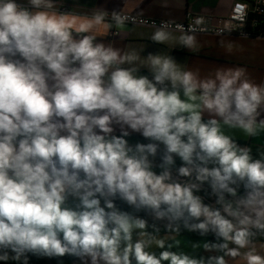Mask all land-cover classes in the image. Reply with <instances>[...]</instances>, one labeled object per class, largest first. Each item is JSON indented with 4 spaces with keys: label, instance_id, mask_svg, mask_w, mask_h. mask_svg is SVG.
<instances>
[{
    "label": "clouds",
    "instance_id": "clouds-1",
    "mask_svg": "<svg viewBox=\"0 0 264 264\" xmlns=\"http://www.w3.org/2000/svg\"><path fill=\"white\" fill-rule=\"evenodd\" d=\"M28 5L0 0V261L28 264L30 253L68 254L91 264H229L226 258L264 264L252 231L264 230V160L253 159L221 128L249 136L264 131V85L239 67L201 79L172 56L152 53L149 79L136 67H121L140 59L135 50L97 42L99 26L105 35L112 28L105 9L80 16L51 11L54 0ZM127 20L111 13L118 27ZM202 23L197 18L178 38L162 23L151 39H176L192 49ZM113 125L121 136L113 135ZM125 129L165 146L160 174L149 159L158 144L132 147ZM173 154L183 161L178 174H194L198 183L169 182ZM204 182L220 208L194 194ZM237 184L245 196L226 203L224 194L235 196ZM117 195L167 220L169 231L179 232L183 222L189 231L214 233L220 242L206 243L205 250L223 255L196 259L167 250L164 238L146 231L145 219L118 210L111 199L102 206L98 198ZM153 243L162 249L158 255L148 250Z\"/></svg>",
    "mask_w": 264,
    "mask_h": 264
},
{
    "label": "crops",
    "instance_id": "crops-1",
    "mask_svg": "<svg viewBox=\"0 0 264 264\" xmlns=\"http://www.w3.org/2000/svg\"><path fill=\"white\" fill-rule=\"evenodd\" d=\"M28 4V0H17ZM240 0H54V9L59 13L61 8H67L69 13L80 16L91 15L92 11L97 8H103L111 14L113 11L128 13L136 16H142L151 20H161L170 22H182L187 14L213 15L215 17H226L233 4ZM156 29H150L137 26H116L112 28L107 35L104 34L103 25L95 30L97 42H103L106 45L111 44L113 47L124 52H135L140 59L133 65L124 64L121 67H136L139 75L148 76L152 79V74L147 66V56L149 53L170 55L172 56L182 70H191L197 73L201 79L214 77L218 69L244 68L246 78L251 82L264 85V38L244 39L237 36H196V47L189 49L180 45L176 39L169 40L166 43H156L151 39ZM118 31L117 38H110L109 33ZM174 38L181 34L172 32ZM260 119H264V113ZM209 119L208 114H204V120ZM113 135L121 136L123 134L119 125H113ZM225 135L232 138L236 143L244 144L241 147L255 148L264 150V131H259L255 136L245 134L241 129L231 128L221 125ZM129 135L144 137L141 133L125 129ZM157 143L158 151L155 157L150 156L152 170H160L163 163L162 157L165 153V146L158 141L151 139L142 144ZM174 162H183L176 154H173ZM212 167L213 165H209ZM209 183V182H207ZM210 184V183H209ZM240 184L233 187L239 188ZM210 187V186H209ZM203 194H207L202 192ZM204 200V199H203ZM68 201L70 199L68 198ZM205 201V200H204ZM206 202V201H205ZM157 228L147 223L146 231L156 238H164L167 250L177 253H185L190 257L199 259L209 255H223L220 252H208L205 250L206 243L220 242L214 233L209 232L206 235L197 236L196 231L180 230L179 232H157ZM133 238L136 239L134 233ZM255 248L261 254H264V239L260 236H253ZM233 246L234 245H230ZM149 251L157 255L162 249L152 244ZM29 255V254H28ZM28 259L35 260L40 264H91L90 259H81L73 255H64L63 257H46L32 255ZM229 264H245V262L236 258H226ZM135 264V262H133ZM167 264V262H165Z\"/></svg>",
    "mask_w": 264,
    "mask_h": 264
},
{
    "label": "built area",
    "instance_id": "built-area-1",
    "mask_svg": "<svg viewBox=\"0 0 264 264\" xmlns=\"http://www.w3.org/2000/svg\"><path fill=\"white\" fill-rule=\"evenodd\" d=\"M25 7H30L28 4L17 1ZM59 13H69L67 8H61ZM128 16V20L124 25L145 27L150 29L159 28L162 23H168L172 32L182 34L187 32L190 26L194 25L197 18L202 19L203 23L196 26L195 35L209 36H237L244 39L249 38H264V0H240L233 4L229 14L226 17H215L213 15H197L187 14L182 22H170L161 20H151L142 16H136L128 13H121ZM108 22L111 21L109 14ZM179 26V28L177 27ZM203 29V30H201ZM192 34V33H189ZM118 31L109 33L110 38H117ZM175 171V170H173ZM195 178V175L187 178L182 184L190 183L189 180Z\"/></svg>",
    "mask_w": 264,
    "mask_h": 264
},
{
    "label": "trees",
    "instance_id": "trees-1",
    "mask_svg": "<svg viewBox=\"0 0 264 264\" xmlns=\"http://www.w3.org/2000/svg\"><path fill=\"white\" fill-rule=\"evenodd\" d=\"M127 141L128 144L132 147H135L136 144H142L143 142H147L150 140V138H145V137H140V136H133V135H128L126 137H124ZM236 144L238 146H243L244 144L238 143L236 142ZM249 148V147H248ZM250 149V155L252 156L253 159H261L264 160V150H259V149H255V148H249ZM183 166V162H174V165L171 167V171L179 169V167ZM156 171H163V168L161 167L160 170H155ZM246 194V189L244 187L243 184L239 185V188H236V194L235 196L231 195V194H224L225 197V201L227 202H232L235 199H240L243 196H245ZM204 196H207L208 198H210V195L207 194H203L202 197L204 198ZM71 198V196L69 197ZM101 199V205H104V200L105 198L102 197H98ZM205 199V198H204ZM113 201V203L115 204L116 208L120 211L123 212H127L132 214L133 216L145 219L147 221V223H149L150 225H153L157 228V232H162V233H167V232H173V231H169L167 229V220H156L154 219V217L152 216V214H150L147 211L144 210H140L137 211L135 208H133L132 206H129L125 201L121 200L120 198H116V199H111ZM70 206H75L76 201L74 200V198H72V200L68 201ZM195 222V221H193ZM186 228L183 226V222H181L180 224V230H185ZM187 230V229H186ZM198 234L197 236L201 235L198 231H196ZM0 264H5L4 261H0ZM7 264H22V262H17V261H13V260H9L7 262ZM28 264H40L35 260H31L28 259Z\"/></svg>",
    "mask_w": 264,
    "mask_h": 264
},
{
    "label": "rangeland",
    "instance_id": "rangeland-1",
    "mask_svg": "<svg viewBox=\"0 0 264 264\" xmlns=\"http://www.w3.org/2000/svg\"><path fill=\"white\" fill-rule=\"evenodd\" d=\"M156 174H160L161 172L160 171H156L155 172ZM171 174H172V181H169V182H179L182 184L183 181H185L187 178L189 177H181L179 174H178V169H176L175 171H171ZM194 176V174L192 175ZM191 176V177H192ZM191 183H198L196 180H193L191 181ZM210 184L207 183V182H204L201 186H200V190L199 191H195L194 194L201 197L202 199V202L205 204V205H209L213 208H216L217 206L221 207L220 204L217 203V196L214 195L212 193V189L211 187H209ZM202 192L204 193H208L210 195V198H208L207 196H204V198L202 197ZM70 200H72V197L69 198ZM206 201H204V200ZM239 200V199H235L234 201H232L233 204H235V202ZM226 202V201H225ZM244 211L249 215V216H253V213L250 209H247L245 208ZM253 219H257V217H254L253 216ZM168 223V221H166ZM261 222H264V220H262ZM252 230H255V231H258L260 229H257V228H253ZM30 256V253L28 255V257Z\"/></svg>",
    "mask_w": 264,
    "mask_h": 264
},
{
    "label": "water",
    "instance_id": "water-1",
    "mask_svg": "<svg viewBox=\"0 0 264 264\" xmlns=\"http://www.w3.org/2000/svg\"><path fill=\"white\" fill-rule=\"evenodd\" d=\"M193 180H196V178H193V179L189 180L188 182H191ZM102 198L116 199V198H119V196L117 195L116 197H102ZM216 208H220V207L217 206ZM252 231L254 232V236H260L262 239H264V230H258V231L252 230Z\"/></svg>",
    "mask_w": 264,
    "mask_h": 264
}]
</instances>
